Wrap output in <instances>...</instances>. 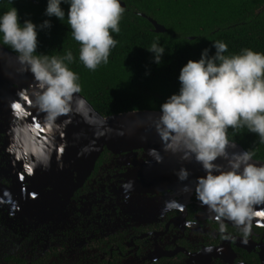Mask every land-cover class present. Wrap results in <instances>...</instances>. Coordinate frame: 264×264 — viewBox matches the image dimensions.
I'll use <instances>...</instances> for the list:
<instances>
[{"label":"flooded vegetation","instance_id":"obj_1","mask_svg":"<svg viewBox=\"0 0 264 264\" xmlns=\"http://www.w3.org/2000/svg\"><path fill=\"white\" fill-rule=\"evenodd\" d=\"M5 80L6 91L0 80V189H16L20 180L25 190L37 149L12 146L21 117L6 111L27 97L30 81ZM161 163L143 147L105 146L83 180L73 170V184L61 182L58 191L42 185L52 196L45 201L38 195L28 212L0 202V264H264V225L251 224L246 242L229 221L220 233L197 188L185 195L182 184L167 183L161 173L150 180Z\"/></svg>","mask_w":264,"mask_h":264},{"label":"clouds","instance_id":"obj_2","mask_svg":"<svg viewBox=\"0 0 264 264\" xmlns=\"http://www.w3.org/2000/svg\"><path fill=\"white\" fill-rule=\"evenodd\" d=\"M62 3L69 6L67 17ZM124 12L121 0H47L45 8L47 17L61 22L67 18L72 38L80 45L78 59L90 71L109 62L118 44L113 34H119ZM50 27L48 19L39 25L30 19L21 23L14 6L0 14V45L15 53L21 71L31 73L34 104L48 124L68 112L81 91L80 77L69 67L76 59L70 49L62 56L37 52L38 31ZM212 47L213 54L205 48L198 60L189 59L181 67L179 89L160 104L155 128L182 152V159L193 158L203 168L197 196L214 213L219 232H225L224 221H229L246 242L256 215L253 206L264 203V163L253 162L251 151L229 154L227 148L234 146L229 129L235 134L246 128L264 143V53L243 48L227 55L228 45L220 40ZM147 50L160 64L165 47L154 40ZM221 158L226 167L216 163ZM188 174L183 167L177 172L181 180Z\"/></svg>","mask_w":264,"mask_h":264},{"label":"trees","instance_id":"obj_3","mask_svg":"<svg viewBox=\"0 0 264 264\" xmlns=\"http://www.w3.org/2000/svg\"><path fill=\"white\" fill-rule=\"evenodd\" d=\"M125 12L120 20L118 44L106 65L90 71L78 59L79 43L71 35L67 18L47 17V0H0V14L14 6L21 23L50 20L51 27L38 31V53L64 55L71 50L75 61L69 65L79 77L82 94L102 115L134 110H159L168 96L179 89L178 75L186 62L198 60L203 49L213 54V41L228 45L227 55L243 48L264 53V0H121ZM67 17V4H61ZM165 26L154 31L147 17ZM154 40L165 47L160 64L147 50ZM7 47V46H5ZM8 48V47H7ZM11 50L10 48H8ZM229 140L264 161V143L246 128L229 129Z\"/></svg>","mask_w":264,"mask_h":264},{"label":"water","instance_id":"obj_4","mask_svg":"<svg viewBox=\"0 0 264 264\" xmlns=\"http://www.w3.org/2000/svg\"><path fill=\"white\" fill-rule=\"evenodd\" d=\"M121 6L123 7L124 3L121 2ZM142 16L147 17L144 13ZM147 18L153 24L154 31H166L165 26L155 19ZM22 72L27 74L24 79L30 81L31 91L26 95L27 97H21L22 102L19 104L22 110H17L10 104L6 116L9 111L10 114L21 117L13 131L14 145L12 146H35L37 150L36 162L28 167L31 175L28 179L30 187L22 189L20 180H17L18 188L0 189V202H11L14 210L28 212L36 201L50 199L53 193L43 192L42 185H55V191H58L61 189L58 186L61 182L73 184V170L78 171L77 178L83 180L93 168L96 158L105 146L112 150L120 147H143L162 162L158 165L162 172L156 168L157 166L153 167L150 180L160 177L161 173L167 183L182 184L183 191L187 189L183 192L185 195L192 193L197 188L198 178L205 175L199 163L193 158L182 159V152L175 150L169 139L158 134L155 120L159 110H134L104 116L82 94L77 93L73 97L68 112L58 116L54 123H46L45 114L35 105H30L29 99H34L33 93L36 90V82L31 73L21 71L16 62L15 53L0 45V80L5 81L1 88L5 91L8 88L9 82L5 79L10 74ZM22 103H25L26 107ZM41 132L44 135H41ZM44 146H59V148L54 150ZM239 151H245V148L236 141L234 146L230 145L227 148L229 154ZM252 159L253 162L264 163L262 160ZM175 162H178V165L165 168V164ZM216 163L227 166L226 160L222 158ZM182 167L189 173L187 176L189 178L184 180L177 176V172ZM38 195L42 197L39 199ZM204 206L207 205L204 204ZM253 211L264 213V203L254 205ZM251 224L264 225V215L253 216Z\"/></svg>","mask_w":264,"mask_h":264},{"label":"bare ground","instance_id":"obj_5","mask_svg":"<svg viewBox=\"0 0 264 264\" xmlns=\"http://www.w3.org/2000/svg\"><path fill=\"white\" fill-rule=\"evenodd\" d=\"M27 74L26 73H13V74H10L9 75V78L11 79V80H18L19 82H20V84L22 85L23 84V82H25L26 81V79H24V76H26ZM11 84V83H10ZM14 84V83H13ZM12 85V84H11ZM25 88V87H24ZM25 92V91H24ZM7 94V93H6ZM16 97V96H15ZM20 100H21V98H20ZM32 102V101H31ZM33 103V102H32ZM8 106V105H7ZM6 108V107H5ZM7 120V119H6ZM50 136V135H49ZM48 139H49V137H47ZM14 139V138H13ZM56 147V146H55ZM57 149L59 148V147H56ZM154 181V180H153Z\"/></svg>","mask_w":264,"mask_h":264},{"label":"snow or ice","instance_id":"obj_6","mask_svg":"<svg viewBox=\"0 0 264 264\" xmlns=\"http://www.w3.org/2000/svg\"><path fill=\"white\" fill-rule=\"evenodd\" d=\"M13 107L16 108L17 110H22L21 109V104H19V103L13 105ZM28 170L30 171V169H28ZM256 215H264V213H256Z\"/></svg>","mask_w":264,"mask_h":264}]
</instances>
